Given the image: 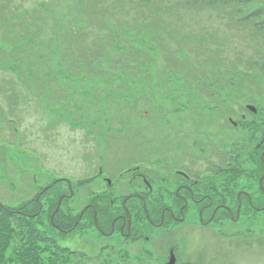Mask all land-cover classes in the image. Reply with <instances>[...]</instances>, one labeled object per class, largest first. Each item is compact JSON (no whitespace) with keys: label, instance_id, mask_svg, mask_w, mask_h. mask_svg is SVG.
I'll return each mask as SVG.
<instances>
[{"label":"rangeland","instance_id":"1","mask_svg":"<svg viewBox=\"0 0 264 264\" xmlns=\"http://www.w3.org/2000/svg\"><path fill=\"white\" fill-rule=\"evenodd\" d=\"M1 3L10 6L14 13L0 14V204L26 217L43 237L51 238L62 248L58 251L54 244H41L42 256L48 259L54 254V264H99L95 257L87 260L89 258L71 252L87 244V241L82 242L85 233L81 229L73 234L61 233L53 225L52 214L61 196L70 194V182L78 189L82 186L79 181L98 172L99 165L118 173L111 175L115 186L130 183V177L119 172L145 157L148 161V156L135 145L136 132L143 137L148 134L145 139L152 138L159 151L169 146L185 147L177 137L165 133L188 131L191 127L187 126L193 124V119H189L191 109L211 107L207 94L212 91L223 92L229 105L222 106L253 104L264 109L263 38L255 42L259 47L256 48L258 59L252 56L254 43L247 47L237 42L226 45L225 36L245 41L247 31L232 27L231 19L216 15V27L212 29L221 31L220 44L211 42L206 49L187 45L181 53L186 56L183 61L164 58L165 51L160 49L151 55L118 50L119 55L112 52L110 60L112 57L118 61L130 59L143 74L122 73L125 67L118 65L112 71L109 63H100L96 78L94 70L88 68L74 71L81 61L75 55L74 32L77 25L84 26L85 14H90L86 11L88 0H6ZM106 14L118 13L112 8ZM206 21L182 17L174 24L177 29L188 31L191 26L199 28ZM156 27L157 23L150 29ZM86 29L85 32L90 27ZM124 31L125 40L135 39L134 34H138L136 24ZM150 38H154L153 35ZM133 44V48H141L137 41ZM217 47L221 49V57L207 60L205 57L211 49ZM66 56H71L69 61ZM252 66L256 69H251ZM222 71L228 72L220 79ZM213 81L220 82L212 85ZM222 112L219 110L209 116L217 117L218 134L223 124L221 119L226 116ZM164 123L179 126L163 130ZM126 125L130 129L124 130ZM110 129L115 131L105 136ZM218 141L221 147L228 144L220 137ZM151 177L155 186L167 184L155 174ZM83 186L106 187L108 184L100 180ZM74 202L79 201L65 199L60 213L68 212ZM64 219L61 217L58 221L57 218L56 223ZM204 229L197 221L194 228L182 226L176 234L184 250L210 246L211 254L203 256V264H264V211H250L239 223L227 221L223 226L206 228L207 232ZM12 254L10 249L7 256ZM60 256H69V263H63ZM213 256L216 260L208 263V258L212 260Z\"/></svg>","mask_w":264,"mask_h":264},{"label":"flooded vegetation","instance_id":"2","mask_svg":"<svg viewBox=\"0 0 264 264\" xmlns=\"http://www.w3.org/2000/svg\"><path fill=\"white\" fill-rule=\"evenodd\" d=\"M210 99L211 107L191 109L193 124L187 126L191 127L188 131L165 133L177 137L185 147L159 151L152 138L145 139L148 134L135 133V145L148 161L145 157L119 172L130 177L126 186H115L111 175L118 173L102 165L80 180L78 189L69 180L70 194L61 196L54 225L63 234L81 229L85 233L82 242L87 241L71 252L87 260L95 257L99 264H169L172 259L176 264H203L210 246L184 250L176 235L182 226L191 229L198 221L206 230L227 221H244L250 211H264V109L253 104L222 106L229 102L219 91ZM219 110L226 115L221 119L220 134L217 117L209 118ZM177 126L162 124L163 130ZM219 137L228 144L219 146ZM154 174L167 184L155 186ZM86 179L90 181L83 182ZM100 180L108 186H83ZM65 199L79 202L62 214ZM61 217L64 221L56 223ZM215 260L209 257L208 263Z\"/></svg>","mask_w":264,"mask_h":264},{"label":"trees","instance_id":"3","mask_svg":"<svg viewBox=\"0 0 264 264\" xmlns=\"http://www.w3.org/2000/svg\"><path fill=\"white\" fill-rule=\"evenodd\" d=\"M4 1L6 0H0V14H10L13 10L10 6H3L1 2ZM112 8L118 14H106ZM86 11L90 14H85L84 26L77 25L78 31L74 32L76 40L73 46L77 47L75 55L76 58H81L74 71L77 73L80 69L88 68L94 70L93 77L96 78L98 76L96 70L100 63H109V70L112 71L115 70V65H118L125 67L122 73L143 74L135 64L130 62V59L118 61L112 57L110 60L112 52L119 55L118 50H129L130 52L133 50L138 54L147 52L151 55L154 50L160 49L165 51L164 58L183 61L186 56L185 53L182 55L181 53L187 45L195 44L197 48L204 46L206 49L211 42L219 43L218 36L221 31L217 32L212 29L216 27L214 26L216 15L224 20L231 19L232 27L247 30L245 31L246 36L243 37L245 41L242 39L236 41L225 36L226 45L230 42H237L247 47L254 43L255 48L252 47V50L255 54L252 56L258 59L259 52H256V48L259 47L255 42L261 38L264 41L263 0H88ZM182 17L185 20L201 18L207 21L199 28L191 26L190 30L181 31L177 29L174 21L178 22ZM155 23L158 27L150 29ZM134 24L137 26L138 34H134L135 39L125 40L124 30L131 28ZM89 27V31L85 32ZM119 30L122 32L120 33ZM167 34L171 38H167ZM150 35L154 38L151 39ZM135 41L137 45H141V48H133ZM178 45L179 49H177ZM220 51V47L212 48L205 58L209 60L216 56L221 57ZM70 58L71 56H66V60L69 61ZM255 67L252 66L251 69L254 70ZM146 70L148 69L145 68ZM227 72H220L221 77L219 78L226 77ZM101 74H104L103 70ZM215 82L220 81H213L212 85ZM200 88L203 89L201 85ZM212 93L213 91L207 94L208 98H211ZM41 244H54L58 251L62 250L54 240L43 237L26 217L14 214L0 205V264H12L13 261L15 264H54V254L48 259L42 256L44 251H42ZM10 249L13 254L8 257L7 253ZM60 257L63 263H69V256Z\"/></svg>","mask_w":264,"mask_h":264},{"label":"water","instance_id":"4","mask_svg":"<svg viewBox=\"0 0 264 264\" xmlns=\"http://www.w3.org/2000/svg\"><path fill=\"white\" fill-rule=\"evenodd\" d=\"M86 181H90V179H88V180H86ZM60 205H61V200H60V202H59L57 208L55 209L54 213L52 214V221H53L54 223H55V215H56L57 211L59 210ZM169 264H176V263H175L174 259H172V261H171Z\"/></svg>","mask_w":264,"mask_h":264}]
</instances>
